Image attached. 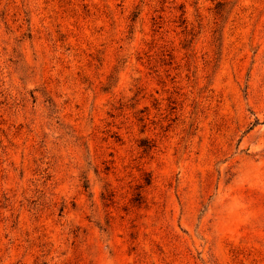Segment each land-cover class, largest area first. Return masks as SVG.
Returning a JSON list of instances; mask_svg holds the SVG:
<instances>
[{"label":"rangeland","instance_id":"1","mask_svg":"<svg viewBox=\"0 0 264 264\" xmlns=\"http://www.w3.org/2000/svg\"><path fill=\"white\" fill-rule=\"evenodd\" d=\"M0 264H264V0H0Z\"/></svg>","mask_w":264,"mask_h":264}]
</instances>
